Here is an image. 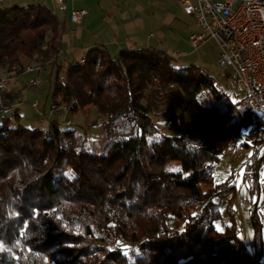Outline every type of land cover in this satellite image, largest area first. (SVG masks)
I'll use <instances>...</instances> for the list:
<instances>
[{
  "label": "trees",
  "instance_id": "trees-1",
  "mask_svg": "<svg viewBox=\"0 0 264 264\" xmlns=\"http://www.w3.org/2000/svg\"><path fill=\"white\" fill-rule=\"evenodd\" d=\"M64 32L44 5L0 8V67H49L51 103L62 101L66 119L86 123L82 131L74 123L58 130L55 113L41 129L23 125L17 112L0 123V245L7 249L0 264L257 261L264 214L255 170L264 148L240 172L255 195L247 209L252 253L233 216L217 229L219 203L235 201V191L232 175L217 184L212 175L229 147L264 141L262 118L230 99L206 69L179 66L162 51L112 56L98 46L82 64H57ZM93 126L97 140L87 137Z\"/></svg>",
  "mask_w": 264,
  "mask_h": 264
},
{
  "label": "crops",
  "instance_id": "crops-1",
  "mask_svg": "<svg viewBox=\"0 0 264 264\" xmlns=\"http://www.w3.org/2000/svg\"><path fill=\"white\" fill-rule=\"evenodd\" d=\"M65 3L66 12L58 11L48 0H4L3 7L25 8L41 4L63 21L65 32L60 43L61 52L56 60L57 64L63 66L80 62L87 51L98 46L107 49L112 56L120 50H158L171 55L179 66L197 65L200 59L198 47L209 42L206 41L197 48L189 45V34L195 28L192 18L183 14L180 0H65ZM71 9L86 12L78 23L70 22L68 12ZM209 43L217 49L214 43ZM215 59L212 58L213 63ZM5 68L6 66L0 67V75ZM46 69L50 68L20 75L10 83L12 91L16 94L13 112L18 113L21 123L25 126L39 127L42 119H53L54 115L49 114L50 92L46 93L40 109L37 101L43 97H37L33 101V96L27 93L28 89L36 90L31 86L33 79L41 78L43 73H51ZM28 74L32 76L23 79ZM33 103H36V108L31 107ZM242 169L243 167L240 168L241 172ZM245 201L249 204L251 202ZM249 204L242 207V213L239 205L236 202L233 204L236 210L233 219L239 228L246 223L243 216ZM262 230L264 231V225Z\"/></svg>",
  "mask_w": 264,
  "mask_h": 264
},
{
  "label": "built area",
  "instance_id": "built-area-1",
  "mask_svg": "<svg viewBox=\"0 0 264 264\" xmlns=\"http://www.w3.org/2000/svg\"><path fill=\"white\" fill-rule=\"evenodd\" d=\"M60 12H66L65 0H48ZM4 0H0V8ZM184 15L192 18L194 31L189 34L188 43L197 48L202 43H214L218 50L215 59L216 68L225 75L228 89L240 93V105L245 110L255 109L264 112V26L261 12L264 11V0H180ZM84 10L71 9L68 12L71 23H78L85 15ZM39 71L36 64L29 63L21 66L6 67L4 74L0 75V120L13 113V102L16 94L12 91L10 83L18 76ZM41 80L36 77L31 81L33 88L39 89ZM36 108V103L31 105ZM67 108L59 100V104H50L49 114H65ZM39 126L45 127L42 119ZM71 126V121L63 118L57 124V129ZM264 148V141L253 147L249 155L245 156L241 167L254 162ZM240 167V168H241ZM240 168L234 174L231 186L236 190L237 180L240 178ZM257 183L259 181V164L255 170ZM263 182V180H262ZM235 201L224 199L226 208H233L236 202L242 213V207L249 203L238 198L235 191ZM217 203V199L212 200ZM202 209L199 206L198 213ZM247 244L253 252V243L249 233L245 232ZM262 254L252 264H264V231H261Z\"/></svg>",
  "mask_w": 264,
  "mask_h": 264
},
{
  "label": "rangeland",
  "instance_id": "rangeland-1",
  "mask_svg": "<svg viewBox=\"0 0 264 264\" xmlns=\"http://www.w3.org/2000/svg\"><path fill=\"white\" fill-rule=\"evenodd\" d=\"M198 51H199V55H200V59L199 62H197V65L206 69L215 79H216V84L219 88H222L224 91L227 92L228 96L230 99L234 100V98L236 99H240L241 94L240 93H236L234 91H231L230 89H228L227 84H226V80L224 79V77H222V72H220L215 64L212 61V58H216L218 56V50L215 49L209 42L205 43L204 45H201L198 47ZM40 70V67H39ZM50 69H46V71H49ZM34 73V72H33ZM53 72H46L43 73L41 75V85H40V89H28V95L29 96H33V101L37 98V97H43L41 98V100L37 101V104L39 105V109L42 106V101L45 99V95L46 93L48 94L50 92V85L52 84L53 81ZM34 75V74H33ZM32 74H28L26 75L25 78L31 77ZM12 85H10L11 87ZM104 99H107V96L103 97ZM48 101V100H47ZM48 105V102L47 104ZM30 111V110H29ZM33 115H34V110H33ZM61 118L58 120L59 122L65 118L66 119V115L64 114H60ZM97 119V122L99 123L100 119L98 118L95 110L91 111V120ZM45 122H47V118H44ZM72 123H74L73 127L79 131H82L86 125L85 120L83 117H79L76 119H69ZM40 125V124H39ZM46 125V124H45ZM99 126H93L89 129L88 133H87V137L90 140H97L98 136H99ZM242 141V139H241ZM251 149V148H250ZM249 150H244V149H238L236 148V146H231L229 147L225 153L220 157L218 163L216 164L214 171H213V175H212V181L214 183H221L223 181H225L226 179L230 178V176L232 175V177L234 176V174L237 172V169L239 167V165H241V162L243 161L244 157L249 155ZM241 172V171H240ZM242 173V172H241ZM263 180V182H262ZM259 181H260V187H261V193L258 197L259 200V206L264 214V203L262 201H264V163L262 166V169L260 171V175H259ZM237 186H236V193L238 195V198L240 199H244V200H252L254 201L255 199V195H250L248 192V189L246 188L244 181L242 180V178L238 179L237 181ZM235 199H237V196L235 197ZM219 208L221 211V215H222V219L221 222H218V230H220L222 228L223 225L227 224L230 221V217L227 215L226 213V206L223 202L219 203ZM243 219H245L246 223L243 226V233L245 232H249L250 230V223L248 220V215H247V210L244 212V216ZM224 220V222H222ZM222 225V226H220ZM236 225V223H235ZM121 247H124L126 245H120Z\"/></svg>",
  "mask_w": 264,
  "mask_h": 264
},
{
  "label": "bare ground",
  "instance_id": "bare-ground-1",
  "mask_svg": "<svg viewBox=\"0 0 264 264\" xmlns=\"http://www.w3.org/2000/svg\"><path fill=\"white\" fill-rule=\"evenodd\" d=\"M261 19H262V24H263V26H264V11L261 12ZM79 63L82 64V63H83V60H81ZM1 74H4V71H3ZM241 108H242L243 110H245V108H244L242 105H241ZM245 111H248V112H254V113L258 114V115L262 118V120L264 121V112H261L260 110H255V109H247V110H245ZM2 121H3V120H0V123H1ZM39 127H40L41 129H44L43 126H39ZM61 129H63V128H61ZM250 151H253V148H252ZM198 209H199V207L197 208V213H198ZM226 213H227V215H228L229 217H232V216L235 215L236 212H234L233 208H226ZM243 246H244V248L247 249L250 253H252V249H250V246H248V244H247V239H246V237L243 238Z\"/></svg>",
  "mask_w": 264,
  "mask_h": 264
},
{
  "label": "snow or ice",
  "instance_id": "snow-or-ice-1",
  "mask_svg": "<svg viewBox=\"0 0 264 264\" xmlns=\"http://www.w3.org/2000/svg\"><path fill=\"white\" fill-rule=\"evenodd\" d=\"M7 249H4L2 245H0V251H6Z\"/></svg>",
  "mask_w": 264,
  "mask_h": 264
}]
</instances>
